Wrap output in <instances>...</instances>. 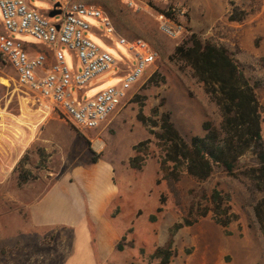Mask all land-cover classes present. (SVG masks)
I'll return each instance as SVG.
<instances>
[{
    "label": "rangeland",
    "instance_id": "374dc122",
    "mask_svg": "<svg viewBox=\"0 0 264 264\" xmlns=\"http://www.w3.org/2000/svg\"><path fill=\"white\" fill-rule=\"evenodd\" d=\"M88 2L106 12L118 37L144 39L160 58L131 92L130 99L99 129L87 131L65 119L54 105L21 87L14 68L0 56V264H64L73 251V232H34L29 221L30 207L51 189L73 197L74 206L77 199L83 201L87 192L96 195L97 203H101L112 190L107 173L112 165L118 192L97 220L101 231L106 229L107 233L102 252L98 225L87 211L97 264H159L152 255L169 244L174 226L186 221L192 224L174 235L170 264H264V236L254 210L264 198V191L258 189L252 177L251 170L257 166L254 157H243L234 175L222 168H216L205 181L185 174L175 196L162 179L164 153L151 129L138 120L139 113L154 120L168 114L187 142L195 136L203 137L205 124L220 127L218 105L191 67L175 55L177 47L192 46L196 37L203 43L225 47L256 88L264 136V0ZM31 3L44 12L52 8L40 0ZM175 7L184 15L174 14ZM166 13L173 14L170 20L180 29L176 39L161 29ZM59 19L60 16L52 21ZM87 21L93 27V42L111 54L117 65L90 83L84 101L119 84L122 70L136 65L134 55L117 37L107 36L100 21ZM13 37L52 54L49 47L30 36ZM62 50L69 67L82 72L74 55L64 46ZM155 74L159 76L151 81ZM78 93L74 88L76 98ZM154 130L161 131L160 127ZM97 142L103 144L102 149L97 148ZM142 142L146 143L142 149L147 150V155L143 168L135 170L130 159L142 155L135 151ZM95 156L99 157L96 163ZM26 175L29 181L21 183V177ZM215 190L225 201L230 200L229 215L237 216L228 228L217 223L211 211ZM205 211L208 213L202 217ZM118 245L122 250H117Z\"/></svg>",
    "mask_w": 264,
    "mask_h": 264
},
{
    "label": "built area",
    "instance_id": "2783aa9c",
    "mask_svg": "<svg viewBox=\"0 0 264 264\" xmlns=\"http://www.w3.org/2000/svg\"><path fill=\"white\" fill-rule=\"evenodd\" d=\"M40 1L52 8L44 12L32 5V0H0V56L14 68L21 87L54 105L65 119L79 128L97 130L130 99L131 92L159 60V52L144 39L130 41L118 37L106 12L88 0ZM56 10L61 11L55 16L60 19L52 21L49 14ZM172 12L184 15L176 7ZM87 19L100 21L107 36L117 37L134 55L136 65H127L122 70L123 80L119 84L84 101L90 83L117 65L111 54L93 42L90 35L93 27ZM161 29L173 39L180 35V29L167 17H163ZM14 35L34 38L49 47L52 54L38 51V45L15 39ZM63 46L74 55L82 72L69 67ZM74 88L79 92L78 98L73 95Z\"/></svg>",
    "mask_w": 264,
    "mask_h": 264
},
{
    "label": "trees",
    "instance_id": "16d2710c",
    "mask_svg": "<svg viewBox=\"0 0 264 264\" xmlns=\"http://www.w3.org/2000/svg\"><path fill=\"white\" fill-rule=\"evenodd\" d=\"M172 18V13H166ZM240 20V18L235 19ZM192 46L177 47L175 55L189 65L194 76L201 82L206 92L218 105L222 122L219 128L205 124L206 134L195 136L187 142L177 131L168 114L159 119L138 114V120L149 127L150 133L158 141L164 155L161 161L162 179L166 181L169 190L176 196L178 184L187 174L199 181L211 177L216 168H222L228 175H234L240 160L251 154L257 166L251 170L258 189L264 191V136L262 130V113L256 88L250 84L239 66L230 56L228 50L211 42L203 43L193 38ZM159 75L155 74L151 81ZM164 82V79L162 80ZM160 127V132L155 128ZM145 142L135 147L142 153L130 159V166L141 170L144 165L147 150L142 149ZM98 156L93 158L96 163ZM29 176L21 177V183H27ZM229 199L225 201L220 191L215 190L211 196V204L217 223L225 228L237 219L229 215ZM255 216L264 236V198L255 206ZM208 211L201 216L205 217ZM192 222L177 223L171 232V240L166 247H160L152 255L159 264H170L174 256L173 237L183 227ZM117 250H122L118 245Z\"/></svg>",
    "mask_w": 264,
    "mask_h": 264
},
{
    "label": "crops",
    "instance_id": "0c3cea01",
    "mask_svg": "<svg viewBox=\"0 0 264 264\" xmlns=\"http://www.w3.org/2000/svg\"><path fill=\"white\" fill-rule=\"evenodd\" d=\"M131 68V67H130ZM111 178L112 190L103 196L101 203H97L96 195L87 192L83 201L77 199L76 206L73 205V197L66 194L49 190L41 199L34 203L29 210L30 227L34 232H57V230H71L75 236L74 247L71 254L66 258L64 264H97L94 242L87 222V211L91 214L93 221L98 225V245L102 252L103 240L107 233L101 231L98 223L100 215L104 214L118 190L113 183L114 168L107 170ZM87 196V197H86ZM87 198V200H86ZM104 205V210L102 206ZM106 205V209H105ZM82 212V216L75 211ZM102 226H104L102 224Z\"/></svg>",
    "mask_w": 264,
    "mask_h": 264
},
{
    "label": "water",
    "instance_id": "95a60500",
    "mask_svg": "<svg viewBox=\"0 0 264 264\" xmlns=\"http://www.w3.org/2000/svg\"><path fill=\"white\" fill-rule=\"evenodd\" d=\"M58 6H59V5H58ZM60 14H61V11L56 10V11L51 12V13L49 14V17H50V18H54L55 16L60 15Z\"/></svg>",
    "mask_w": 264,
    "mask_h": 264
},
{
    "label": "bare ground",
    "instance_id": "6f19581e",
    "mask_svg": "<svg viewBox=\"0 0 264 264\" xmlns=\"http://www.w3.org/2000/svg\"><path fill=\"white\" fill-rule=\"evenodd\" d=\"M96 146H97L98 149H102L103 148V144L101 142H97Z\"/></svg>",
    "mask_w": 264,
    "mask_h": 264
}]
</instances>
